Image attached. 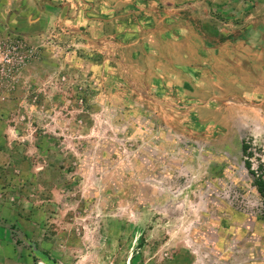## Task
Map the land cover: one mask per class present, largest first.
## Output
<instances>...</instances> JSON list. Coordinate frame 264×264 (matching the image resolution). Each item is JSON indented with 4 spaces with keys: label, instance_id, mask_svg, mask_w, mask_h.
<instances>
[{
    "label": "rangeland",
    "instance_id": "374dc122",
    "mask_svg": "<svg viewBox=\"0 0 264 264\" xmlns=\"http://www.w3.org/2000/svg\"><path fill=\"white\" fill-rule=\"evenodd\" d=\"M103 1L0 23V264H264V97L146 77L264 0Z\"/></svg>",
    "mask_w": 264,
    "mask_h": 264
},
{
    "label": "crops",
    "instance_id": "0c3cea01",
    "mask_svg": "<svg viewBox=\"0 0 264 264\" xmlns=\"http://www.w3.org/2000/svg\"><path fill=\"white\" fill-rule=\"evenodd\" d=\"M101 1V0H100ZM99 1V2H100ZM99 2L93 0H0V23L10 25L18 16H23L29 12L30 17H39L34 22L39 24V20H46L51 17L57 16L60 21L68 20L70 10L78 4H81L84 8L85 14L88 17L94 13L93 8L98 7ZM110 0H105L102 5L108 6ZM83 3V4H82ZM86 7H91L90 10ZM78 8V6H77ZM52 10H55L54 12ZM14 11L15 17L11 18L10 14ZM27 11V12H26ZM252 17L249 18V22ZM92 19L88 18V22ZM259 21V28L252 34L242 33L241 36L243 43L240 47H234L233 36L226 35V38L222 40L220 47H215L214 43L215 35L212 33L205 34L206 44L203 48L197 49L193 54L194 57V72L186 69V72L176 70L175 64L176 58H182V62L189 67V60L183 59L186 56L191 57L190 51H184L181 53L178 49L168 50L165 49L164 54H160V58L157 63L159 68L166 66L165 57L172 58V68L169 73V77L166 78L159 74V76L148 75L146 77L151 88L164 89L170 87L172 82L177 81L180 84L179 88H183L187 81L193 78L196 89H206L208 87L223 88H237L243 89V96L251 98H263L264 97V16L256 18ZM107 23L105 20L102 21ZM34 23V24H35ZM35 24V25H36ZM94 27V26H92ZM203 39V38H200ZM185 55V56H184ZM175 60V61H174ZM150 65V59L148 60ZM165 69V68H164ZM180 69V68H179ZM254 69L258 74H251L250 70ZM145 77V78H146ZM262 81V82H261ZM184 82V83H183ZM252 82L253 85H249ZM261 82L262 84L260 85ZM159 97V96H156Z\"/></svg>",
    "mask_w": 264,
    "mask_h": 264
},
{
    "label": "trees",
    "instance_id": "16d2710c",
    "mask_svg": "<svg viewBox=\"0 0 264 264\" xmlns=\"http://www.w3.org/2000/svg\"><path fill=\"white\" fill-rule=\"evenodd\" d=\"M246 150H247V147H246V145H244V152H245ZM261 186H264V181L259 180V181H258V188H260V193L263 194L264 190L261 189Z\"/></svg>",
    "mask_w": 264,
    "mask_h": 264
}]
</instances>
